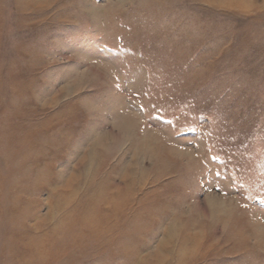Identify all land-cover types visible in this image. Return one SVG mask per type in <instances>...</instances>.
<instances>
[{
  "label": "rangeland",
  "instance_id": "obj_1",
  "mask_svg": "<svg viewBox=\"0 0 264 264\" xmlns=\"http://www.w3.org/2000/svg\"><path fill=\"white\" fill-rule=\"evenodd\" d=\"M0 264H264V0H0Z\"/></svg>",
  "mask_w": 264,
  "mask_h": 264
}]
</instances>
